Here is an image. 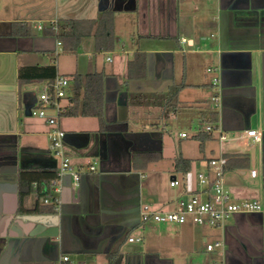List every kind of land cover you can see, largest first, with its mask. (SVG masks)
<instances>
[{
  "label": "crops",
  "instance_id": "0c3cea01",
  "mask_svg": "<svg viewBox=\"0 0 264 264\" xmlns=\"http://www.w3.org/2000/svg\"><path fill=\"white\" fill-rule=\"evenodd\" d=\"M106 17L113 20L110 30L102 25ZM53 21L74 24L75 52L63 51ZM111 35L113 49L100 51L97 37ZM136 53L146 55V76L128 80ZM63 55L74 57L69 67ZM53 64L56 77L70 79L64 106L75 74L103 73L104 117L111 124L128 121L129 127L100 134L97 118H61L72 166L96 171L82 169L78 187L66 176L59 193L54 182L50 195L39 199L36 182L28 191L22 172L60 166L50 126L32 116L49 81L21 83L19 71ZM209 68L218 71L210 74ZM181 84L188 85L179 95L184 107L167 119L160 107L126 103L130 93L162 94ZM152 108L159 109L155 124L147 123ZM186 110L201 111L205 125L216 114L228 135L221 143L212 134L194 157L180 150L178 157L192 161L189 175L211 173L207 162L238 155V167L225 169L226 190L233 201H258L262 212L235 215L223 226L141 222L142 206L170 211L179 198L201 189L189 177L186 187L170 186L184 174L175 170L178 157L165 156L160 127ZM132 118L137 121L131 126ZM247 129L259 130L262 142L241 140ZM0 151L15 155L11 163L0 162V264H59L63 256L68 264H264V0H0ZM155 152L162 159L149 161ZM162 167L172 174L167 189L153 180ZM56 196L55 213L35 212L37 203L46 206L43 198Z\"/></svg>",
  "mask_w": 264,
  "mask_h": 264
},
{
  "label": "built area",
  "instance_id": "2783aa9c",
  "mask_svg": "<svg viewBox=\"0 0 264 264\" xmlns=\"http://www.w3.org/2000/svg\"><path fill=\"white\" fill-rule=\"evenodd\" d=\"M42 29V26H39ZM51 28L58 31V22H51ZM61 45V43H58ZM217 68H209L207 70L210 74H215ZM213 83H219L218 78L213 79ZM70 79L64 76H57L53 82L44 84L43 88L39 91L38 99L35 108L32 110V116L43 119L50 126L48 136L51 142L52 150L59 156L61 162L57 169V185L56 191L59 193L61 190V181L66 176L71 178L72 185L78 187L83 174L82 169H75L68 157L67 149L65 146V131L60 127V119L65 111V106L62 104L63 100L68 95V88ZM213 101L219 105L220 99L218 96L213 97ZM54 112V116H48L47 111ZM209 134H218L219 141L224 143L228 141V135L222 130L218 124H207L205 128L198 131ZM181 138H188L186 133L180 134ZM240 139L245 142H253L259 144L262 142V134L256 129H247L242 131ZM227 159L220 157L213 159L206 163L207 167H211V173L199 172L196 180L201 187L198 193H191L182 196L176 202L175 207L170 211H156L149 205H144L140 208V220L142 223H171L184 225L191 223L194 225L209 224L212 226H223L224 223L231 217L238 214H252L263 211L262 205L256 200L233 201L232 196L225 187V165ZM89 170L95 172L96 168L90 166ZM251 176L256 177L257 171L252 170ZM189 174H184L181 180L175 178L170 182L171 187L188 185ZM46 205H53L57 209L59 206V198L45 197L42 199ZM130 242L134 239L130 238ZM214 245H208L207 250L213 251ZM69 257L63 256L59 260V264H68Z\"/></svg>",
  "mask_w": 264,
  "mask_h": 264
},
{
  "label": "trees",
  "instance_id": "16d2710c",
  "mask_svg": "<svg viewBox=\"0 0 264 264\" xmlns=\"http://www.w3.org/2000/svg\"><path fill=\"white\" fill-rule=\"evenodd\" d=\"M112 18L106 17L102 21L105 29H111ZM74 24H58V31L56 36L60 39L63 45L64 52H75L79 47V37L73 36ZM110 38V39H109ZM104 40L98 36V49L110 51L113 49L111 45V37ZM104 44V46H103ZM128 80L143 79L146 76V55L136 53L133 60L128 62ZM57 67L55 64L46 67H27L19 71L20 82H30L35 80L53 82L56 78ZM104 79L103 73H89L85 76L75 74L73 76V85L68 96V105L65 106L63 117H94L100 121V129L98 133H123L128 131V121L118 123H108L104 117ZM188 87L186 84L173 85L167 93L162 94H146V93H130L128 95V105L130 106H148L160 107L163 109V118L167 119L172 113H177L184 105L179 101L181 91ZM217 115L212 114L208 120V124L217 123ZM200 144V150H203L206 141L212 138V134L200 132L195 136ZM149 161H158L162 159L161 152L149 153ZM227 163L226 170H231L238 167V155L225 156ZM245 159V158H244ZM247 159V158H246ZM237 163V164H236ZM192 167V161L178 157L175 161V170L182 174H189ZM41 173V172H40ZM22 172L23 181L28 180L26 186L28 191L31 182H36V191L38 198L50 195L53 183L57 181L56 171H46L43 173ZM24 175V176H23ZM26 175V177H25ZM26 178V179H25ZM24 182H22V185ZM46 187V188H45ZM57 210L53 205L40 206L37 203L35 212L37 213H55Z\"/></svg>",
  "mask_w": 264,
  "mask_h": 264
},
{
  "label": "rangeland",
  "instance_id": "374dc122",
  "mask_svg": "<svg viewBox=\"0 0 264 264\" xmlns=\"http://www.w3.org/2000/svg\"><path fill=\"white\" fill-rule=\"evenodd\" d=\"M65 56V57H64ZM112 60L114 59V55L112 53L108 54ZM64 65L70 66L68 61L74 57H70L69 55H63ZM103 62H106L105 59ZM106 66H111L110 63H106ZM142 84V83H141ZM152 118L147 120L149 124H155L156 120H154L155 112L159 113V109H151ZM202 114L201 111L197 110H186L182 113L178 114L175 117L170 118L168 121H164L165 124H162L160 127V131L164 135V143H165V156L174 157L179 156L180 150L183 151V154L188 157H194L199 155V141L195 136L198 134V131L205 128V124L201 123ZM136 119L132 118L130 120L131 126L136 123ZM140 123L143 120H138ZM146 123V122H145ZM164 129V130H163ZM181 133H186L188 135L187 139H183L180 137ZM165 164L162 162V165ZM90 165L87 168H82L84 171L89 169ZM98 167V165H97ZM165 167V166H164ZM162 167L163 173H160L159 179L154 178L155 183L162 187L163 189L169 188V182L172 174L168 172V169ZM199 172L193 171L188 176L190 181L195 180L196 176ZM147 178L149 179V172H146ZM178 178H182L181 174H177ZM147 203V201H145Z\"/></svg>",
  "mask_w": 264,
  "mask_h": 264
},
{
  "label": "water",
  "instance_id": "95a60500",
  "mask_svg": "<svg viewBox=\"0 0 264 264\" xmlns=\"http://www.w3.org/2000/svg\"><path fill=\"white\" fill-rule=\"evenodd\" d=\"M126 103L128 105V96L126 98ZM14 159H15V155L10 151H0V162L5 161L7 163H11L14 161Z\"/></svg>",
  "mask_w": 264,
  "mask_h": 264
}]
</instances>
